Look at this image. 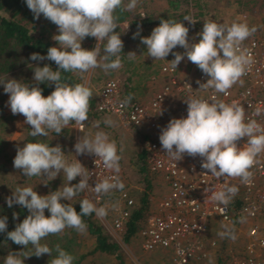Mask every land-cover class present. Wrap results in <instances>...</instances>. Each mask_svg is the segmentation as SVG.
Wrapping results in <instances>:
<instances>
[{"label":"clouds","instance_id":"clouds-1","mask_svg":"<svg viewBox=\"0 0 264 264\" xmlns=\"http://www.w3.org/2000/svg\"><path fill=\"white\" fill-rule=\"evenodd\" d=\"M25 3L34 19H39L42 14L57 26L58 32L52 37L58 47H49L46 56L32 53L29 59L53 61L57 70L54 71L48 65L33 67L31 83H22L7 76L0 78V85H3L4 92L9 96L7 104L10 111L13 115L25 117L24 122L31 126L32 137L47 136L49 131L59 135L71 122L83 128L84 122L88 120L92 91L84 83L70 85L63 82L61 72H74L83 77L95 68H101L106 73L120 69L123 42L121 34L115 31L118 17L114 13L121 8L134 10L138 0H129L126 5L124 0H25ZM183 20L191 24L197 22L188 16ZM137 28L133 39L140 36V26ZM255 31V27L250 28L246 23L224 24L208 19L197 33L198 42L190 43L189 29L183 23L161 19L150 36L140 39L146 46L147 56L154 60H165L172 54L174 59L169 63L173 69L185 57L196 65L208 77L206 83L196 81L199 90L212 88L217 93L227 95L253 62L251 52L242 45ZM86 37H93L97 41L92 50L81 47ZM101 44L104 45L103 50ZM177 46L183 48L184 52H173ZM126 56L134 59L136 54L129 52ZM40 84H53L54 91L44 97ZM132 98L129 95L122 101V106L127 105ZM184 102L187 105L186 118H172L160 129L158 139L165 155L175 162L182 160L185 154L193 158L199 156L202 158L201 168L208 170L211 176L240 178L242 183H250V169L256 157L264 152V129L255 120L246 122L245 109L236 101L229 104L191 97ZM105 123L111 126L112 121L109 119ZM96 126L98 128L99 124ZM243 138H246V143L238 147L237 142ZM74 150L77 155H94L104 168L114 174L90 187L88 181L92 173L76 159L69 162L60 145L50 147L42 142H28L16 149L13 167L25 177L45 175L53 180L62 171L67 181L62 189L60 187L44 196L38 195L32 187L17 186L11 196L6 198L9 208L19 205L28 211L26 218L16 224L13 231H7V217H0V233L6 232L8 240L25 249L31 246L33 254L25 255L24 258L33 255L39 258L44 254L52 257L53 249L42 244V239L59 234L66 228L83 232L86 225L82 217L93 213L97 217L107 215L106 207H97L87 197L79 201V214L71 204L61 203V200L70 201L87 190L101 195L124 189L118 176L121 158L117 154L116 142L110 140L107 133L96 131L94 135L79 137ZM77 177H80L79 183L69 186V182ZM205 191H211L213 201L226 205L229 194H235L237 189L228 187ZM45 209L50 216H45ZM13 219H18L16 213H13ZM22 252L10 251L3 264H23L20 258ZM55 252L51 264H73L74 257L59 245L55 246Z\"/></svg>","mask_w":264,"mask_h":264},{"label":"built area","instance_id":"built-area-1","mask_svg":"<svg viewBox=\"0 0 264 264\" xmlns=\"http://www.w3.org/2000/svg\"><path fill=\"white\" fill-rule=\"evenodd\" d=\"M242 47L251 52L253 62L227 95L212 88L199 90L196 81L203 84L208 77L196 65L192 74L183 75L169 64L159 67L163 84L145 101L137 100L122 106L125 99L116 77L105 80L92 94L96 113L114 116L121 127L133 129L140 135V152L146 174L157 176L165 193L155 210L138 221L135 234L142 250L168 251L171 264L202 261L215 249L214 239H206L208 218L212 216L220 226L244 222L242 234L246 242L241 251L230 256L225 264H264V226L261 224L264 218V152L256 157L250 169L251 182L246 184L240 178L211 176L208 170L201 168L202 158L199 156L193 158L185 154L182 160L173 161L165 155L158 139L160 129L170 119L186 118L184 101L191 97L229 104L236 101L245 109L246 122L255 120L264 129V40L254 32ZM78 129H81L80 125ZM244 143L246 138L238 141L237 146ZM86 169L92 173L88 181L90 187L114 174L94 155H89ZM228 187H235L237 191L229 194L226 205L213 201L211 191H205ZM88 192L96 206L110 204V227L113 232L124 234L137 204L127 188L101 195L91 190ZM235 203L236 208L233 207Z\"/></svg>","mask_w":264,"mask_h":264},{"label":"rangeland","instance_id":"rangeland-1","mask_svg":"<svg viewBox=\"0 0 264 264\" xmlns=\"http://www.w3.org/2000/svg\"><path fill=\"white\" fill-rule=\"evenodd\" d=\"M129 0H124L126 5ZM179 9L188 11V17H191L197 22L191 24L184 21L186 27L189 29L188 39L190 43H196L199 40L197 33L202 30L203 22L211 19L218 23L231 24L232 22L246 23L250 28L255 27V34L264 40V0H182ZM26 17L23 22L26 24L28 30L33 34H39L46 37L52 42V47H58L56 42L52 39L54 35H58L57 26L45 19L41 14L39 19H34L32 12L26 8L24 10ZM171 12L167 5V0H138L137 6L134 10L129 11L128 17H143L165 15ZM20 15L18 14L17 17ZM154 26L142 28V34L136 39H133V34L137 31H130L127 27V21L124 20L118 23V30L120 39L123 42V56L126 60L122 63V67L118 70L105 72L101 68H95L84 74L83 77L74 73L80 83L86 84L92 94L96 89L108 78L116 77L122 84L126 86H133L134 96L136 100L148 99L150 87L156 91L163 82L157 86L152 84V80L145 82L144 88L136 87V77L131 76L125 70L129 59L126 55L129 52L136 54L135 63H132V72L138 73L145 71V62H157L156 70L161 63L171 65L174 59L172 54L165 57V60H154V58L147 56L146 46L141 43V37H148L151 34ZM195 38V39H194ZM106 43V42H105ZM97 44L93 37H86L81 42V47L86 50H92ZM103 44L100 45L103 50ZM173 52L183 53L184 49L177 46ZM129 65V64H128ZM22 68L18 69L21 70ZM178 73L183 75H190L194 72V64L185 57L175 69ZM130 77V81L127 79ZM18 78V73L15 71L9 79ZM154 85V86H151ZM151 91V90H150ZM9 99L8 94L4 93L0 108V195L9 197L12 191H15L17 186L32 187L38 195L44 196L49 192L56 191L64 186L66 177L61 171L53 180L42 175L41 177H25L20 170L13 167V160L16 155L17 147H23L25 138L30 134L31 126L27 125L25 117L21 114L13 115L10 107L7 104ZM111 120L112 124L109 126L105 123L106 120ZM84 127L78 129V125L71 122L69 126L62 130L61 134L57 135L53 131H49L47 136H37L29 140V142H42L49 144L50 147L60 145L66 159L72 162L74 159L78 160L82 166L86 168L88 161V154L77 155L74 150V145L81 136L94 135L96 131H104L108 134L110 140H114L117 145V154L120 156V171L119 177L123 182L124 187L133 196L135 201L139 199L142 193L146 195V211L145 215L153 212L157 203L164 195L165 191L161 185L160 179L152 174H143L140 172L139 163L137 162L136 154L140 153V135L135 130H126L121 127L114 116L99 115L98 119H88L84 122ZM97 124L99 127L97 128ZM80 177L69 182V186L79 183ZM145 185H147L145 187ZM89 198L88 190L74 197L70 201L61 200V202H75L78 198ZM91 200V199H90ZM107 205V206H106ZM97 207H106L107 215L105 217H97L94 213L92 220L95 224L101 227L102 232L109 242L114 243L118 248L120 259L128 264H171L170 255L166 250H155L152 252L144 251L139 246V241L136 234L131 235L127 240L123 239V234H117L112 231L110 227V204L105 203ZM48 212L45 209V214ZM214 216L208 218L206 227V239H214L216 247L210 251L206 259L199 262H192L190 264H225L228 258L241 251L243 244L246 242L245 236L242 234V225L240 222L232 226H220L217 224ZM264 226V218L261 220ZM42 244H46L49 248L55 251V246L65 248L64 250L74 257V262L80 259L78 264H118V260L113 254H104L100 252H91L93 247L92 236L85 230L79 232L73 228H66L63 232L56 235H49L41 240ZM22 252L20 258L23 259V264H48V254H44L37 258L31 256L24 258L25 255H32L33 250L31 246L25 249L21 245H16L13 242L6 243L0 251V264H3L4 258L9 252ZM80 256H83L80 258Z\"/></svg>","mask_w":264,"mask_h":264},{"label":"trees","instance_id":"trees-1","mask_svg":"<svg viewBox=\"0 0 264 264\" xmlns=\"http://www.w3.org/2000/svg\"><path fill=\"white\" fill-rule=\"evenodd\" d=\"M182 0H167V5L171 9V12L165 15H157L155 17L152 16H143V17H128L130 15L129 11L124 10L123 8L117 9L114 13L117 19V24L126 20L127 26L130 31H138L137 26H140V30L142 28H148L150 26L157 27L159 26V22L161 19H173L178 22L183 23L186 27L184 17L188 15L187 10L179 9L180 2ZM27 8L25 0H0V78L8 77L16 71L18 73V78L16 80L26 83L32 82V77L34 75L32 68L39 66L43 67L45 65L50 66L54 71L57 70V66L55 62L50 60L43 61H31L29 59L32 53H39L41 56L47 55V49L52 47V42L46 37H43L39 34L31 33L26 24L23 22V19L26 17L24 10ZM20 15L17 17V15ZM131 16V15H130ZM116 29L115 31H117ZM140 34L141 31H140ZM123 50L120 54L122 58V63L126 60L123 56ZM127 66L125 70L130 73L131 76L136 77V87L135 88H144L145 82H148L154 79L158 75V69L156 70L157 62H145L147 65L145 71L138 73V71L132 72L133 68L129 67L132 63H135V60H128ZM129 64V65H128ZM32 66V67H31ZM22 68L18 71V69ZM63 82L68 83L70 85H74L76 83H80L78 77L73 72H61ZM130 81V77L127 78ZM122 94L124 99H126L129 95L133 98L130 102H136L137 98L133 93V86H126L122 84ZM39 87L42 89V95L47 97L54 91L53 84H40ZM3 85H0V108L2 103V98L4 94ZM94 101L95 97L92 96L89 102V111H88V119H98L99 114L94 110ZM33 137L29 134L25 138V141L28 143L30 139ZM137 162L139 165V171L143 174L146 172L145 166L143 164V154L141 152L136 154ZM147 185H145L146 187ZM6 198L3 195H0V217H7V231H13L15 229V225L22 222L24 218L28 215L27 209L22 208L19 205H13L12 208H9L6 204ZM81 198H78L75 202H61V203H69L73 206L76 212L79 214L80 205L79 201ZM233 207H237V204L233 205ZM146 211V195L144 193L141 194L139 199H137V204L135 208H133L130 218L128 220L126 230L123 234V239L127 240L128 237L136 233V228L138 221H140L144 216ZM13 213H16L18 219H13ZM93 215V214H92ZM92 215L82 217L83 222L86 225L85 231L92 236L93 239V247L91 252H100L104 254H113L114 257L117 258L118 264H128L120 259L117 246L109 242L104 236L102 229L100 226L95 224L92 220ZM46 217L50 216V213L47 212L45 214ZM12 243L11 240L7 239L6 232L0 233V251L2 247L6 243ZM63 250L65 249L62 245ZM56 256V252H52V257L48 255L47 262L51 264V259ZM83 256H80L82 258ZM80 259L76 262L73 261V264H78Z\"/></svg>","mask_w":264,"mask_h":264},{"label":"crops","instance_id":"crops-1","mask_svg":"<svg viewBox=\"0 0 264 264\" xmlns=\"http://www.w3.org/2000/svg\"><path fill=\"white\" fill-rule=\"evenodd\" d=\"M163 64H166V63H161L160 65H159V67L161 66V65H163ZM158 67V68H159ZM157 68V69H158ZM152 84H154V83H156L157 84V86L158 85H160L162 82H163V79H162V77L161 76H159V74L152 80ZM151 86H154V85H151ZM151 90V91H150ZM154 91H153V89L150 87V89H149V94L150 95H148V98L152 95V93H153ZM142 100V99H141Z\"/></svg>","mask_w":264,"mask_h":264}]
</instances>
